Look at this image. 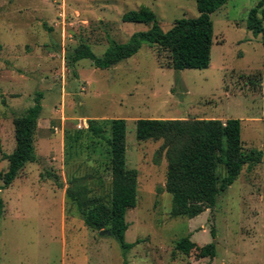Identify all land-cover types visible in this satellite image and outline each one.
Wrapping results in <instances>:
<instances>
[{
  "label": "rangeland",
  "instance_id": "1",
  "mask_svg": "<svg viewBox=\"0 0 264 264\" xmlns=\"http://www.w3.org/2000/svg\"><path fill=\"white\" fill-rule=\"evenodd\" d=\"M258 0H228L210 14L213 38L204 69L168 66L157 45L143 42L133 56L99 69L88 59L66 65L80 41L100 56L107 38L124 43L148 26L121 16L149 7L162 30L196 17L194 0H0V172L14 148L13 119L34 103L42 109L33 133L35 160L12 183L0 179V264H264V156L246 164L213 208L194 218L170 215L164 190L162 140L139 141L137 118L241 120L244 150L264 144V49L246 27ZM125 120V164L137 171L135 206L127 210L123 250L110 236L87 229L68 213L64 189L85 176L93 194L108 195L110 176L100 156L86 152L66 161L64 133L88 119ZM61 186H59V184ZM214 257L174 250L182 237Z\"/></svg>",
  "mask_w": 264,
  "mask_h": 264
},
{
  "label": "trees",
  "instance_id": "2",
  "mask_svg": "<svg viewBox=\"0 0 264 264\" xmlns=\"http://www.w3.org/2000/svg\"><path fill=\"white\" fill-rule=\"evenodd\" d=\"M198 15L178 18L162 30L155 13L147 6L122 14L124 22L147 25L145 30L132 33L120 43L108 37V46L102 55H96L91 47L80 41L67 50L64 59L71 66L81 59H88L99 69H106L137 53L143 42L157 45L168 56V66L181 69H204L209 65L213 38L210 14L228 0H194ZM246 27L260 35L264 49V0H258L246 19ZM42 92L34 97V103L13 119L14 148L6 155L7 169L0 172L3 186H9L27 162L35 160L33 133L42 109ZM84 129L66 130L64 133L65 160L81 154L100 156V166L110 176L108 195L93 194L85 176L72 175L64 189L67 212L80 217L91 231L111 230L118 235L123 250L137 241L125 242L128 224L127 210L133 208L137 195V171L125 164V120L88 119ZM135 136L139 141L162 140L159 151L164 153L166 174L164 190L171 196L170 215L194 218L205 209H211L218 195L233 183L246 164H257L264 156L262 149L244 150L241 141V120L227 118L180 119L137 118ZM59 186L60 183H58ZM196 249L198 257H214L212 242L196 246L189 236L180 238L174 246L182 254Z\"/></svg>",
  "mask_w": 264,
  "mask_h": 264
},
{
  "label": "water",
  "instance_id": "3",
  "mask_svg": "<svg viewBox=\"0 0 264 264\" xmlns=\"http://www.w3.org/2000/svg\"><path fill=\"white\" fill-rule=\"evenodd\" d=\"M97 234L99 236H110V237H113L114 239H116L119 242V244L121 246V242H120V240L118 238V235L112 233L111 230H109V229L101 230V231H98Z\"/></svg>",
  "mask_w": 264,
  "mask_h": 264
}]
</instances>
